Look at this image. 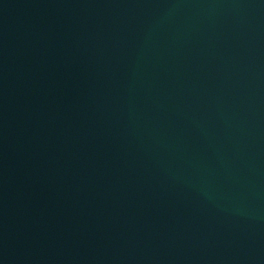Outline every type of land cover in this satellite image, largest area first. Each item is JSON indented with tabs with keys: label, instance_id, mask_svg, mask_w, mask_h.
I'll return each instance as SVG.
<instances>
[{
	"label": "water",
	"instance_id": "obj_1",
	"mask_svg": "<svg viewBox=\"0 0 264 264\" xmlns=\"http://www.w3.org/2000/svg\"><path fill=\"white\" fill-rule=\"evenodd\" d=\"M0 264H264V0H0Z\"/></svg>",
	"mask_w": 264,
	"mask_h": 264
}]
</instances>
